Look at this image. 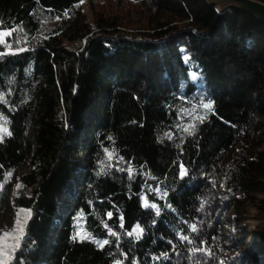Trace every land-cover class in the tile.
I'll use <instances>...</instances> for the list:
<instances>
[{
	"label": "trees",
	"instance_id": "16d2710c",
	"mask_svg": "<svg viewBox=\"0 0 264 264\" xmlns=\"http://www.w3.org/2000/svg\"><path fill=\"white\" fill-rule=\"evenodd\" d=\"M0 29H17L0 218L30 212L10 264H264V21L207 0H0Z\"/></svg>",
	"mask_w": 264,
	"mask_h": 264
},
{
	"label": "snow or ice",
	"instance_id": "6c2138e0",
	"mask_svg": "<svg viewBox=\"0 0 264 264\" xmlns=\"http://www.w3.org/2000/svg\"><path fill=\"white\" fill-rule=\"evenodd\" d=\"M17 31V29H12L9 31H4L0 29V44H3L5 47L11 49L12 45L8 42L9 37L13 35V33ZM19 42V41H17ZM24 49H21L23 51ZM187 59V57H185ZM3 100V97H0V101ZM202 107L207 110H212L213 105L211 103H203ZM199 119H203L202 117H198ZM191 127V126H190ZM189 129H185V131H188ZM5 135L10 136L11 132L8 131L7 127L0 125V142H2L3 138ZM111 156V154H110ZM129 172H131V169H129ZM186 170L181 166V175L183 176L185 174ZM19 187V186H18ZM147 201H145V207H148ZM151 207L155 208L156 205H151ZM23 211V210H22ZM19 213H18V219L16 221V227L10 231V232H5L2 235H0V264H9L8 257L11 252H14L17 248H19V240L22 238L23 233H24V224H21L19 220ZM30 216V212L27 214ZM157 215H159V209H157ZM108 216L111 217L112 213L109 212ZM25 224H26V219H25ZM193 231L196 230L195 225L192 226ZM143 233V229L140 228L139 225H137L131 232L128 233L129 236L135 235V238L137 240L141 239ZM110 235L115 236L116 233L109 231ZM78 236L80 235L79 233L77 234ZM88 237L85 236H80V239H87ZM75 239V237H74ZM183 240H188L187 236L182 237ZM12 240L14 243H9V241ZM191 242V241H189ZM108 240H104L102 242H99V246L103 247L104 245L108 244ZM203 251V249H201ZM117 264H121L120 261H117Z\"/></svg>",
	"mask_w": 264,
	"mask_h": 264
},
{
	"label": "rangeland",
	"instance_id": "374dc122",
	"mask_svg": "<svg viewBox=\"0 0 264 264\" xmlns=\"http://www.w3.org/2000/svg\"><path fill=\"white\" fill-rule=\"evenodd\" d=\"M84 7H85L86 11L88 12L87 6L84 5ZM133 17L134 18H139L140 15H138L136 13H133ZM141 22H143V19L140 20L139 24H141ZM132 27L139 28L140 26L138 24H135V25H132ZM4 31H9V30H4ZM9 51H14V50L9 49ZM263 198H264L263 196H260V199H263ZM259 203L260 202H256V204L252 205L249 208V215L248 216H250V217H249V220L247 221V223L244 224V225H248L249 231H251V232H254L256 226H258L260 223H262L257 218V215L259 214V209H258V204ZM18 213L20 214L19 215V220H20L21 224H24V227H25V219H26V222H27V219H28V215L27 214H28V212L24 211V210L22 211V210L13 209L11 212H9L8 214H5L4 216H2L0 218V235H2L5 232H10L16 227V221L18 219ZM250 242L251 241H249V245H250ZM9 243H14V241L10 240ZM19 247H20V243H19ZM18 250H19V248H17L14 252L10 253V255L8 257L9 264L11 262L12 257L15 255V253Z\"/></svg>",
	"mask_w": 264,
	"mask_h": 264
},
{
	"label": "water",
	"instance_id": "95a60500",
	"mask_svg": "<svg viewBox=\"0 0 264 264\" xmlns=\"http://www.w3.org/2000/svg\"><path fill=\"white\" fill-rule=\"evenodd\" d=\"M221 14L237 10L264 21V2L260 0H207Z\"/></svg>",
	"mask_w": 264,
	"mask_h": 264
}]
</instances>
